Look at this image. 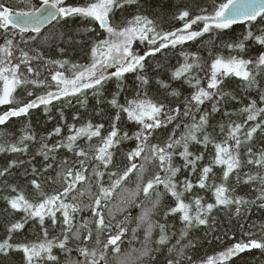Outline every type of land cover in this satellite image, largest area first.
I'll return each mask as SVG.
<instances>
[{
	"label": "snow or ice",
	"instance_id": "obj_1",
	"mask_svg": "<svg viewBox=\"0 0 264 264\" xmlns=\"http://www.w3.org/2000/svg\"><path fill=\"white\" fill-rule=\"evenodd\" d=\"M132 6L138 8L139 0H87L82 5L69 4L66 0H40L39 6L31 5L29 11H13L11 7L0 2V30L5 34L4 45L0 46V84H2L0 105H15L0 114V126L6 125L13 117L26 116L31 109L41 106L47 113L53 100L78 97L84 90L91 89L93 95L99 97L103 94L105 83L111 79L117 81L118 89L109 101L116 112L106 135L102 133V129L105 127L103 124H93L89 121L79 128L74 125L69 126V134L51 146L47 140H50L53 135L60 136L61 127H56L47 138L41 140L36 155L43 157L42 170L49 175H51L49 170L56 173L52 179L53 182L61 183L62 191H57L52 195L45 193L37 179L39 170L33 166L31 173L33 179L30 183L41 199L30 201L24 195L19 194L9 199L8 204L13 211L25 213V222L29 218L37 221L44 229V240L31 245H13L9 243L11 240V235H9L8 239L0 243V253L7 255L12 249L21 251L26 264H41L42 261L59 264L58 257L53 255L54 248H59L65 253V264H100L101 261L106 260L109 248L119 253L121 248L118 242L121 241L127 229L124 227L123 221L115 225L111 223L115 216L109 204L117 188L128 181L134 173H143L144 165L136 163L141 158L145 161H158L159 172L163 175L157 173L146 183L143 182L142 175H136V188L130 193L131 199L128 203H134L135 198L142 192L145 198L151 200L152 204L151 208H143L139 217L138 227L145 226L144 240L141 248L137 250L140 258H151L152 252L155 251L148 247L154 228H159V239L156 241L158 245L167 246L172 239L167 234L164 224H154L152 221L154 210L161 203V185L165 192L175 199V205L167 210L165 216L179 214V219L184 225L180 238L176 239L175 244L168 249L169 253H174V255L167 260V264H185V261L188 264H193L192 256L187 254L186 249L194 248L195 244L191 241L185 244L182 241L188 237L189 230L193 227L212 228L214 224L212 214L215 208H232L237 216H241L250 210L252 204L256 203V201H249L234 195L235 189L229 186V181L234 176L237 184L241 182L240 170L245 164L264 169V152L260 153L257 158L249 147L247 149L249 159L246 161L241 160L240 152L244 140H252L258 130L264 132V107L257 106L258 102L264 103V85L257 80V76L264 77V52H261L255 59L239 58L238 55L230 56L227 59L215 58L210 65L211 75L206 87L202 86L199 78L191 75L193 70L200 66L198 57L182 53L185 62L173 72L172 79H183L194 91L185 98L183 107L168 108L164 103L154 101L148 96L147 86L150 81L146 74H142L145 73L147 57L142 54L137 55L133 50V44L136 41L147 40L149 44L155 46L148 53L151 56L161 49L176 48L177 45H184L188 41H196L206 33L223 32L237 23L253 25L258 18L264 22V0H227L225 3H220L211 15H196L194 18L191 17L189 11H180L176 19L182 21L183 26L170 31L158 30L156 22L142 13H137L130 19L126 18L122 23L115 21L117 11ZM77 17L98 26V29L106 34V37L93 41L90 49V64H72L71 77L65 76L61 71H55L51 74V82H49L25 75L26 72L39 76L31 61L43 59L40 52L30 57L29 53L21 48L19 62L13 63L15 56L13 49L16 46L13 44L14 37L8 36L10 30L18 34L20 41L24 44L34 41L38 45H48L52 37L42 35V26L53 22H66L69 18ZM194 25L202 30H194ZM86 31L99 35L96 27H89ZM26 33L35 35H28L26 40ZM244 40H255L257 44L264 46V34L256 35L251 28L244 36ZM228 47L243 51L245 44L239 42L229 44ZM60 51L63 52L64 49L61 48ZM47 63L62 69L68 62L49 60ZM21 65H23V69ZM250 65H254V68L250 69ZM109 69H114V71H108ZM128 73L136 74V79L140 81L137 87L138 89L143 88L144 91L137 90L133 98H126L121 103L118 99L120 93L124 91L121 83ZM226 77L237 78L249 90L256 87L259 101L252 100L245 106L242 112L247 114L246 120L242 123L232 122L228 125L225 139L217 142L207 129L210 126L209 116L212 113L220 112V102L230 96V93L225 92L222 88ZM156 83L165 90L171 87L170 84L161 80H157ZM26 85H32L33 88L44 87L55 90H48L42 95H36L35 99L17 104L15 96L17 89ZM27 94L33 96L34 92L29 90ZM170 94L173 97L180 95L175 90H172ZM231 99H236V97L231 96ZM68 102L71 103L70 100ZM206 102H211V112L205 111L202 107ZM194 109L195 113H199L198 119L194 114ZM224 114L231 115L227 112ZM122 116H126L128 121L137 126V130L132 135H129L127 131L121 132L119 122ZM257 117L261 118V122L244 131L242 140L239 134L244 130L247 122L256 121ZM74 119H78V117H74ZM186 120H190V122H186ZM174 121L176 123L168 140L163 145L152 143L156 131L168 127ZM179 129L182 131L177 135ZM224 131L225 127L221 126V132ZM94 138H97V143L92 144ZM33 140L35 137L28 134L21 137L19 145L12 144L8 149L0 147V151L9 150L13 153L26 154L28 147L25 142ZM82 140L87 143V148L79 143ZM126 140L134 142V147L126 153L127 163L124 165L123 171L111 170L115 164L113 149H118L119 145ZM192 144H201L205 149L211 145L214 155L210 163L199 165L197 184L193 185L190 180L185 179L181 191V182L176 180L177 173L181 169L174 166L173 156L179 155L184 161V166L190 167L192 172H196L197 162L202 161L204 155L191 152L190 145ZM61 149L72 153L75 159L70 161L68 157H63L57 163ZM177 149H182V151L178 152ZM13 166H15L14 161L9 167ZM214 166L222 169L219 184H216L214 180ZM89 167L92 168L91 174H89ZM7 171V168L0 171V176L5 175ZM244 175L247 176L244 183L259 184V195L256 199L260 203L257 207L264 208V174L258 172L255 175L249 173H244ZM105 176L108 177L107 186H105ZM93 185L96 188L95 192ZM193 187L213 189L215 203L205 204L199 196L191 203H186L183 199L184 194L191 192ZM12 191L16 192L17 189L13 188ZM150 194L154 195L155 199H152ZM85 197L87 203L84 202ZM85 210L90 212L91 220L81 217L77 221V215ZM106 212L109 219H106ZM57 213L60 214V218L57 217ZM46 217L51 220L53 226L57 223L62 226L61 234L51 240L48 239V231L44 227ZM23 227V222L13 223L8 231L13 233ZM113 229H115V234H112L111 230ZM94 230L97 245L102 243L101 235L107 233V239L106 242H103L102 249L88 246V241L93 239ZM261 232L264 233V225H261ZM135 234L136 229H133V235L135 236ZM244 235L252 237L255 234L247 232ZM71 239L81 241L80 245L73 249L69 243ZM252 249L264 252V235L259 239L250 238L246 241L236 242L220 252L218 256L210 257L202 264H226L233 256ZM74 251L83 259H72L71 253Z\"/></svg>",
	"mask_w": 264,
	"mask_h": 264
},
{
	"label": "trees",
	"instance_id": "obj_2",
	"mask_svg": "<svg viewBox=\"0 0 264 264\" xmlns=\"http://www.w3.org/2000/svg\"><path fill=\"white\" fill-rule=\"evenodd\" d=\"M6 6H9L13 11H29L31 5L39 6L40 0H0ZM67 3L73 5H82L87 0H66ZM227 0H139V7L132 6L124 10H119L115 14V21L122 23L124 19H130L137 13H142L156 22L158 30L170 31L183 24L182 21L176 19L180 11L187 10L190 12L192 18L196 15H211L215 8L220 3H225ZM89 27H96L99 35L92 32H87ZM249 28L252 29L256 35L264 34V22L259 18L253 25L248 23H241L233 25L231 28L224 30L223 32H210L204 34L196 41H188L184 45H177L176 48L169 47L168 49H161L154 55H145L146 68L145 73L150 83L147 86L148 96L154 101L164 103L168 108H174L177 106L183 107V102L186 97L194 91L187 82L183 79H172L173 72L176 71L184 62L185 57L182 53H187L189 56L195 55L198 57L199 67L195 68L191 73L201 80L202 86L207 85L208 78L211 75L210 65L217 57H223L225 59L230 56H239L244 59H255L261 52H264V46H261L255 42V40H244V36L247 34ZM28 35L25 34L27 40ZM43 36L52 37L48 45H38L34 41H29L24 44L20 41L18 34L12 32L8 33L10 38L14 37L13 51L15 56L13 63H18L20 58V49L29 53V56H35L37 52H40L43 56L41 60L33 59L31 61L32 66L39 73V76L34 74H28L30 78L47 80L51 82V74L55 71H61L65 76L71 77V65H88L91 63L90 49L93 41L106 37V34L102 30L98 29V26L91 24L87 20H83L79 17L69 18L66 22L52 23L46 29L42 31ZM62 37V38H61ZM147 43L148 41L145 40ZM5 42V34L0 30V46H3ZM243 42L245 49L240 51L239 49H230L229 44H235ZM149 44V43H148ZM150 45V44H149ZM154 47V45H153ZM64 49L63 52L60 49ZM152 51V50H151ZM49 60L67 61L65 68H58L56 65L48 64ZM250 69L254 68V65L249 66ZM23 69V65H21ZM157 80L164 81L170 84V89L165 90L161 88L156 82ZM257 80L260 84L264 85V77L257 76ZM140 81L136 79L135 73L126 74L124 80L121 83L124 91L120 93L118 99L121 103L125 99H131L135 95L137 90L143 92V88L138 89ZM2 87V84H0ZM222 88L225 92L230 93V96L225 101L220 102V112L212 113L209 116L210 126L207 131L215 138L217 142L223 141L227 135V126L232 122L242 123L246 120L245 113L242 109L247 106L252 100L259 101L258 89L253 87L251 90L247 89L243 82L235 77H226L222 84ZM33 91V96H28L27 91ZM48 90L44 87L33 88L32 85H26L22 88H18L15 94L17 104L26 103L32 99H35L36 95H42ZM175 90L180 93L178 97H173L170 92ZM117 81L115 79L108 80L103 89V94L99 97L94 96L93 92L84 90L78 97L62 98L60 100H53L52 105L49 106V111L46 113L43 106L34 108L29 111L26 116L13 117L6 125L0 126V147L8 149L10 145H19L21 137L31 134L35 137L33 141H26L25 144L28 147V152L13 153L9 150L0 151V171H4L6 168L8 171L5 175L0 176V243H3L11 235L9 243L13 245H31L33 243L42 242L44 240V229L40 224L29 218L25 222V213L13 211L8 200L16 195L22 194L30 201H37L41 199L36 190L32 187L30 181L33 179L32 168L35 166L39 170L37 179L42 185L43 190L48 195H52L57 191H62V186L59 181L53 182V177L56 173H45L42 170L44 161L43 157L36 155L40 148V142L49 136L50 133L56 127H61L62 132L60 136L53 135L50 140H47L49 146L56 141L66 137L69 134V126L74 125L79 128L81 125L87 124L91 121L93 124H103L105 127L102 129L103 134H107L110 130L113 115L116 112L109 101L113 98V95L117 93ZM231 96H235L236 99H231ZM71 101L69 103L68 101ZM15 106V105H13ZM13 106L0 105V114L6 109H10ZM258 107H264V103L257 104ZM205 111L211 112V102H206L202 106ZM194 114L199 117V113ZM227 112L229 115H225ZM63 116V118H61ZM78 117V119H74ZM190 122V120H186ZM261 118L257 117L256 121H249L245 125L244 130L239 134L241 139L244 138V131L248 130L252 125L260 123ZM168 125L166 128H160L155 133V138L152 143H158L163 145L171 135L174 125ZM221 126L225 127V131L221 132ZM119 128L121 132L127 131L129 135H132L137 126L128 121L126 116H122L119 122ZM182 129L177 130V135ZM83 147L87 148L85 141L79 142ZM92 144L97 143V138H94ZM231 143V141H229ZM134 147V142L126 140L119 145L118 149H113L115 164L111 167V170L123 171L126 161V153L130 148ZM251 147L252 152L258 158L260 153L264 152V132L257 131L254 134L252 140H244L241 145V160L246 161L249 159L247 149ZM182 151V149H177ZM190 151L194 154H203L204 159L197 162L198 167L196 172H192L190 167L184 166V161L179 155L173 156V164L175 167L180 168V172L177 173L176 180L180 183V190H183V181L185 179L190 180L193 185H196L199 177V165H206L210 163L214 155V149L211 145L207 149L201 144L190 145ZM68 157L71 161L75 159L73 154L66 149L59 151L57 163L59 159ZM15 162V166L9 167L12 162ZM138 165H144V171L142 174L134 173L120 188H117L113 194V198L109 204L115 219L111 220L113 225L118 222H124V227L127 229L125 235L121 238L119 253L114 252L111 248L106 253V260L101 261L100 264H167V260L174 255L169 253L168 249L175 244L176 239L180 238V233L184 228L182 221L179 219V214L165 216V213L170 207L175 205V199L170 194L166 193L163 186H160V206L154 210L152 215V221L154 224H164L166 226V232L172 237L167 246H161L156 243L159 239V228H154L151 241L148 247L155 249L152 252L151 258L139 257V250L144 240L145 226H140L139 217L143 208H151V200L145 198L143 193L135 198L134 203H128L131 199L130 193L136 188V175L143 176V182L151 179L155 174L163 173L159 172L158 161L153 162L151 160L145 161L142 158L136 161ZM92 168L89 167V174H91ZM264 174V169L257 168L254 165L245 164L241 170V182L236 183L233 176L229 181V186L235 189L233 193L236 196L243 197L249 201H256L255 204L250 206V210L244 212L241 216H237L232 208L218 207L213 211L214 224L212 228H205L204 226L193 227L189 230V235L182 243L195 244V247H189L186 249L188 255L192 256L193 264H202L210 257H216L220 252L224 251L234 243L248 240L259 239L264 233L261 232V225H264V208H259L257 205L260 203L256 198L259 195V184L244 183L247 176L244 173L255 175L256 173ZM214 180L216 184L221 182L222 169L218 166L213 167ZM105 186L108 183V177L105 176ZM211 184L212 181L210 180ZM143 186V184H142ZM17 189L13 192L12 189ZM93 191H96L93 185ZM213 189H200L193 187L191 192L184 194V201L191 203L199 196L202 198L203 203H215ZM152 199L155 196L150 194ZM84 202L87 203V198H84ZM106 219H109L107 212L105 213ZM57 217L60 218V214L57 213ZM84 218L91 220L90 212L85 210L77 215V221ZM24 223V227L16 232L9 233L8 229L13 223ZM48 231V239H53L61 234V224L53 226L51 220L46 217L45 226ZM94 228V226H93ZM133 229H136L135 236L133 235ZM112 234H115V229L111 230ZM254 233L252 237L245 236L244 233ZM175 233V235H172ZM96 232L93 231V239L88 241L90 248L94 247L102 249L103 242H106L107 233L101 235V244L95 243ZM70 246L75 249L77 245H80L81 241L76 239L70 240ZM53 255H56L59 260V264H65L66 256L59 248L53 249ZM72 259H83L79 257L77 252L71 253ZM0 264H26L24 254L21 251L15 249L9 250L7 255L0 253ZM41 264H56V262L42 261ZM185 264H188L185 261ZM226 264H264V252L259 249H252L250 251L242 252L236 256H233Z\"/></svg>",
	"mask_w": 264,
	"mask_h": 264
},
{
	"label": "rangeland",
	"instance_id": "obj_3",
	"mask_svg": "<svg viewBox=\"0 0 264 264\" xmlns=\"http://www.w3.org/2000/svg\"><path fill=\"white\" fill-rule=\"evenodd\" d=\"M197 29L198 27L196 26V30ZM154 47L151 44L149 45L146 41H136L133 44V50L137 55H147ZM108 71H114V69H109ZM89 91L91 92V89H89Z\"/></svg>",
	"mask_w": 264,
	"mask_h": 264
},
{
	"label": "water",
	"instance_id": "obj_4",
	"mask_svg": "<svg viewBox=\"0 0 264 264\" xmlns=\"http://www.w3.org/2000/svg\"><path fill=\"white\" fill-rule=\"evenodd\" d=\"M201 24H202V22H200ZM52 24V23H51ZM51 24H47V25H44V26H42V29H41V32L44 30V29H46L49 25H51ZM238 24H241V23H237V24H234V25H238ZM26 34H28V33H26ZM31 34H34V33H31Z\"/></svg>",
	"mask_w": 264,
	"mask_h": 264
},
{
	"label": "flooded vegetation",
	"instance_id": "obj_5",
	"mask_svg": "<svg viewBox=\"0 0 264 264\" xmlns=\"http://www.w3.org/2000/svg\"><path fill=\"white\" fill-rule=\"evenodd\" d=\"M53 23H54V22H53ZM49 26H50V25H49ZM182 26H183V24H182L181 26H179V27H182ZM193 29L196 30V25L193 26ZM172 30H175V29H172ZM197 30H202V28H198ZM140 55H141V54H140Z\"/></svg>",
	"mask_w": 264,
	"mask_h": 264
}]
</instances>
